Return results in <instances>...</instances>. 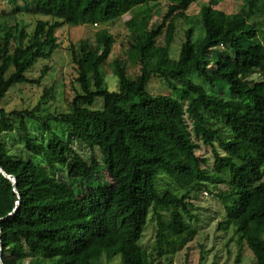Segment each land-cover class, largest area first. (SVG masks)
Wrapping results in <instances>:
<instances>
[{"label": "trees", "instance_id": "obj_1", "mask_svg": "<svg viewBox=\"0 0 264 264\" xmlns=\"http://www.w3.org/2000/svg\"><path fill=\"white\" fill-rule=\"evenodd\" d=\"M199 1L8 0L18 14L48 20L27 31L18 15H3L0 103L16 86L43 85L49 67L37 78L27 73L60 48L56 34L64 26L102 27L131 15L130 55L140 72L131 80L115 60L119 89L109 90L102 68L116 39L100 28L93 42L81 41L80 55L70 51L79 89L69 112L0 109V264H174L199 234L189 221L203 193L224 208L218 230L234 229L256 264H264V0H246L232 31L217 27L213 7L220 0L190 18ZM163 2L162 23L151 25L153 8ZM178 20L189 27L173 59ZM154 77L178 96L149 94ZM53 90L43 88L38 109ZM14 137L22 153L10 149ZM195 138L212 150V164ZM160 177L174 191H160ZM151 214L156 234L149 251L140 242ZM241 257L240 251L237 264Z\"/></svg>", "mask_w": 264, "mask_h": 264}, {"label": "rangeland", "instance_id": "obj_2", "mask_svg": "<svg viewBox=\"0 0 264 264\" xmlns=\"http://www.w3.org/2000/svg\"><path fill=\"white\" fill-rule=\"evenodd\" d=\"M210 0L199 1L192 5L188 11L190 18H198L199 12L204 5H208ZM23 3H20L22 6ZM246 0H220L218 6L213 7L215 11V21L217 27L220 30L232 31L233 27L237 25L235 23V17L241 15L242 10L245 8ZM29 7L32 9L31 4ZM154 9V18L151 25H158L162 23V18L167 11V3L163 2ZM18 7L16 4L8 2V0H0V25L4 24L3 15H18V18L27 25V31H32L36 20H48L47 18L34 16L32 13L26 12L25 14H18ZM263 20L260 16L255 17V21ZM176 34L174 44L171 48L172 58L177 59L182 43L184 42L185 30L189 25L183 21L178 20L176 22ZM100 28L107 29L116 39V44L113 48V53L110 59L103 64V72L106 76V82L110 91H118V79L113 73L112 63L115 60H120L124 66L127 76L133 80L140 72V67L133 61V56L130 55V42L132 41V34L135 32L136 25L131 15L127 14L122 19L106 24L102 27H68L64 26L57 31L58 44L60 48L50 59H40L35 67L27 73L30 78H37L41 75V72L45 67H49L50 71L48 76L43 80V85L40 87L32 85H19L10 90L7 97L0 103V109H4L7 112L13 111H37V114L45 115L47 112H69V105L73 97L75 96V90L79 89V86L75 82L77 77L76 67L72 63L71 49L74 47L77 54L80 55V43L83 40H89L93 42L97 31ZM195 37L200 38L202 36L200 28L197 24L194 26ZM163 35L158 40L160 46L165 45V39ZM100 50L95 57L90 59L86 70L92 73V63L101 54ZM254 78L261 81V77L255 75ZM196 84L201 83L198 78H194ZM53 88V92L50 98L45 101L38 109V104L43 94V88ZM147 92L152 95H173L177 97L178 93L171 91L170 87L163 79L154 77L147 86ZM99 103H103L102 100H98L92 108L96 109ZM128 109L129 107L126 106ZM28 127L32 132H36V126L32 121H26ZM58 130L57 126H54ZM196 141L201 145V153L210 159V163L213 162V152L210 148L204 147L198 138ZM74 147L79 150L83 155L89 156L90 150L83 146H79L74 142ZM10 149L15 152H21L22 149L18 144V139L14 137L9 145ZM23 155V154H22ZM98 157L100 154L97 153ZM171 181L166 177H160L159 190L165 191L170 187L174 191L175 187ZM221 187L218 188V192ZM196 210L192 213L196 216V219L189 221L193 227L198 229V236L189 243L184 249L176 254L174 257V264H237V258L242 252L240 264H256L253 253L248 249L246 244L240 245L239 238L235 234L234 229L228 231L218 230L219 223L224 219V208L222 204L213 196L207 193H203L194 202ZM156 221L155 218L150 216L149 223L144 231L140 245L149 251H151L155 243L156 234ZM119 263V259H115L113 264ZM164 264V263H163Z\"/></svg>", "mask_w": 264, "mask_h": 264}]
</instances>
